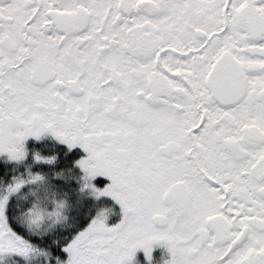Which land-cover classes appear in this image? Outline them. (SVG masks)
Instances as JSON below:
<instances>
[{"label":"snow or ice","instance_id":"snow-or-ice-1","mask_svg":"<svg viewBox=\"0 0 264 264\" xmlns=\"http://www.w3.org/2000/svg\"><path fill=\"white\" fill-rule=\"evenodd\" d=\"M0 264H264V0H0Z\"/></svg>","mask_w":264,"mask_h":264}]
</instances>
